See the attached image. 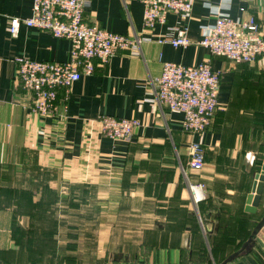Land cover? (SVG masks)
Listing matches in <instances>:
<instances>
[{
	"label": "crops",
	"instance_id": "0c3cea01",
	"mask_svg": "<svg viewBox=\"0 0 264 264\" xmlns=\"http://www.w3.org/2000/svg\"><path fill=\"white\" fill-rule=\"evenodd\" d=\"M206 4L235 20L255 17L264 35V0H195L188 17L170 14L154 30L144 27L143 0H88L89 24L137 35L142 44L105 64L96 60L95 73L68 96L61 90L58 111L42 117L16 81V60L66 63L71 43L26 26L13 37L11 19L30 18L33 0H0V264H264V244L253 239L264 187L257 214L247 212L264 162V56L235 64L201 46L203 28L217 20ZM179 28L187 29V48L159 43ZM204 62L221 73L220 111L196 134L184 129L181 113L158 103L156 92L165 63ZM103 117L140 126L130 141H115L103 135ZM193 144L203 148L201 171L190 167ZM198 185L205 186L200 202L191 192ZM71 186L91 188L96 205L91 238L75 245L74 262L62 254L74 247L65 220L58 243L50 240L57 230L38 228L40 220L55 219L52 198L67 207L61 195Z\"/></svg>",
	"mask_w": 264,
	"mask_h": 264
},
{
	"label": "built area",
	"instance_id": "2783aa9c",
	"mask_svg": "<svg viewBox=\"0 0 264 264\" xmlns=\"http://www.w3.org/2000/svg\"><path fill=\"white\" fill-rule=\"evenodd\" d=\"M195 0H143L145 5L144 27L154 30L165 25L170 14L188 17ZM88 0H33L30 18H12L10 33L18 36L26 26L49 32L57 39L70 41L71 59L66 63L36 62L18 58L16 81L31 94V111L42 117L53 116L58 111L59 92L68 96L73 84L95 73V61L107 63L118 52H125L142 44V39L131 35L109 32L97 24H89L85 18ZM216 15V23L203 28L200 45L209 49L213 56L230 60L235 64H255L264 56V35L255 17L232 19L219 6L206 4ZM174 48H187L190 40L187 29L179 28L175 37L159 40ZM221 73L213 71L210 63L185 66L165 63L158 81L157 101L171 112L184 116V129L203 134L211 126L220 111L219 93ZM66 96V97H67ZM103 135L115 141H130L134 130L140 126L136 119L103 117L99 120ZM190 167L201 171L205 167L202 145L191 147ZM204 185L192 186L196 202L204 199Z\"/></svg>",
	"mask_w": 264,
	"mask_h": 264
},
{
	"label": "rangeland",
	"instance_id": "374dc122",
	"mask_svg": "<svg viewBox=\"0 0 264 264\" xmlns=\"http://www.w3.org/2000/svg\"><path fill=\"white\" fill-rule=\"evenodd\" d=\"M69 191L67 193H64L65 201L67 207H64V204H59L58 202L53 201V206L54 208H50V212H52L53 216H55L53 219L51 218H46L42 219L39 221L40 226L38 227L40 231L43 233L44 227H50L53 232L54 230H57V234L52 236L50 239L53 242L58 243L59 242V220H65L67 222V239H68V244L69 246H74L71 250L69 251H64L62 254H67L72 256H75L77 253L76 251V246L79 243L86 244L87 241L86 239L91 238L89 231L92 226V218H89V214L93 210V208L96 207L95 203H93V200L91 198L92 195V189L88 187H78V186H71L68 188ZM59 194V193H58ZM53 197H56V193L52 192ZM54 200V198H52ZM66 210L67 214L62 215V211ZM65 216V217H63ZM106 220V219H104ZM103 220V221H104ZM54 222L57 223V225H54ZM37 226L39 225L38 222ZM80 228L81 232L79 234H76V227ZM57 229H56V228ZM36 230V229H35ZM35 238H39L37 235H33ZM43 237V236H42ZM43 253V252H41ZM73 262H74V257H72ZM76 259V257H75ZM69 263H72V260H67Z\"/></svg>",
	"mask_w": 264,
	"mask_h": 264
},
{
	"label": "water",
	"instance_id": "95a60500",
	"mask_svg": "<svg viewBox=\"0 0 264 264\" xmlns=\"http://www.w3.org/2000/svg\"><path fill=\"white\" fill-rule=\"evenodd\" d=\"M264 187V162L262 165L261 173L257 176L256 182L254 184L253 192L248 198L247 212L252 214H257L260 206L261 195L263 193ZM255 241L261 246L264 244V215L257 225L256 232L254 234Z\"/></svg>",
	"mask_w": 264,
	"mask_h": 264
},
{
	"label": "trees",
	"instance_id": "16d2710c",
	"mask_svg": "<svg viewBox=\"0 0 264 264\" xmlns=\"http://www.w3.org/2000/svg\"><path fill=\"white\" fill-rule=\"evenodd\" d=\"M53 196V195H52ZM56 197H57V195H56ZM63 200H64V198H63ZM52 202L54 201L53 199L51 200ZM56 202H57V200H56Z\"/></svg>",
	"mask_w": 264,
	"mask_h": 264
}]
</instances>
